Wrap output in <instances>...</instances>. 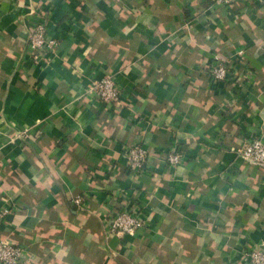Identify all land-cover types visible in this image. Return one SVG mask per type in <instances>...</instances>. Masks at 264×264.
<instances>
[{
    "label": "crops",
    "instance_id": "0c3cea01",
    "mask_svg": "<svg viewBox=\"0 0 264 264\" xmlns=\"http://www.w3.org/2000/svg\"><path fill=\"white\" fill-rule=\"evenodd\" d=\"M39 15L59 39L43 67L27 47ZM215 55L226 82L212 79ZM106 75L118 108L86 94ZM252 137L264 138V0H0V197L14 206L0 240L33 264H250L264 169L234 149ZM135 143L151 153L141 173L127 167ZM133 204L148 227L110 234Z\"/></svg>",
    "mask_w": 264,
    "mask_h": 264
},
{
    "label": "built area",
    "instance_id": "2783aa9c",
    "mask_svg": "<svg viewBox=\"0 0 264 264\" xmlns=\"http://www.w3.org/2000/svg\"><path fill=\"white\" fill-rule=\"evenodd\" d=\"M215 4L231 7L239 0H213ZM36 23L27 30V47L31 60L38 67L48 66L52 62V55L56 53L59 39L50 34L48 20L41 15ZM239 57L244 51H238ZM212 79L226 82L230 79V67L219 55H215L211 68ZM86 94L105 105L118 108L121 105V89L114 75H106L101 79L91 81ZM127 167L135 173L144 172L150 158V151L139 143L125 147ZM238 157L245 163L264 169V138H244L242 143L234 149ZM166 161L171 167H176L183 161V152L178 143L173 144L167 152ZM85 197L78 195L72 203L77 209H83ZM123 202V201H122ZM14 211V206L7 198L0 197V224ZM108 231L119 237L136 236L148 227L147 220L141 207L136 204L125 206L114 211L108 219ZM244 258L250 264H264V246H252L244 252ZM0 264H33L27 251L22 245L9 239L0 240Z\"/></svg>",
    "mask_w": 264,
    "mask_h": 264
},
{
    "label": "trees",
    "instance_id": "16d2710c",
    "mask_svg": "<svg viewBox=\"0 0 264 264\" xmlns=\"http://www.w3.org/2000/svg\"><path fill=\"white\" fill-rule=\"evenodd\" d=\"M245 65V64H244ZM246 66V65H245Z\"/></svg>",
    "mask_w": 264,
    "mask_h": 264
}]
</instances>
